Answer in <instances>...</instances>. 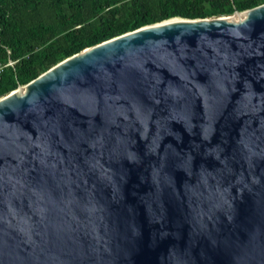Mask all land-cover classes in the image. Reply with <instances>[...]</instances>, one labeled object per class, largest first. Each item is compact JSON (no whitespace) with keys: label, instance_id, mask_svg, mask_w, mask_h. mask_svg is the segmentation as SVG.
<instances>
[{"label":"water","instance_id":"water-1","mask_svg":"<svg viewBox=\"0 0 264 264\" xmlns=\"http://www.w3.org/2000/svg\"><path fill=\"white\" fill-rule=\"evenodd\" d=\"M0 264H264V3L143 25L4 94Z\"/></svg>","mask_w":264,"mask_h":264},{"label":"trees","instance_id":"trees-1","mask_svg":"<svg viewBox=\"0 0 264 264\" xmlns=\"http://www.w3.org/2000/svg\"><path fill=\"white\" fill-rule=\"evenodd\" d=\"M264 0H0L4 95L81 49L171 17L230 15ZM9 51V52H8Z\"/></svg>","mask_w":264,"mask_h":264},{"label":"built area","instance_id":"built-area-1","mask_svg":"<svg viewBox=\"0 0 264 264\" xmlns=\"http://www.w3.org/2000/svg\"><path fill=\"white\" fill-rule=\"evenodd\" d=\"M8 52H9V51H8ZM13 63H14V61L11 60V59H8V60L6 61V63H1V62H0V76H1V73H2L3 69H4L6 66L12 65ZM3 96H4V95H0V98L3 97Z\"/></svg>","mask_w":264,"mask_h":264}]
</instances>
